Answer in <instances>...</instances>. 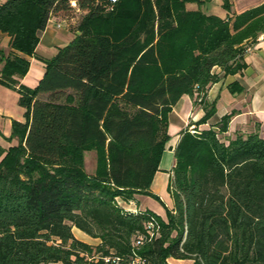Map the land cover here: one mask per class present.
Wrapping results in <instances>:
<instances>
[{
	"label": "trees",
	"instance_id": "1",
	"mask_svg": "<svg viewBox=\"0 0 264 264\" xmlns=\"http://www.w3.org/2000/svg\"><path fill=\"white\" fill-rule=\"evenodd\" d=\"M204 1L75 0L84 13L73 38L40 59L34 87L18 82L27 57L51 15L73 10L70 0L0 4V32L16 53L0 48V85L16 90L24 108V121L11 125L16 145L0 160V264H94L96 254L130 253L153 213L116 199L160 201L149 187L171 108L192 95L205 108L197 125L205 124L215 109L206 92L220 77L213 69L240 72L247 43L264 33V4L225 19L185 7ZM232 115L180 134L173 208L165 221L156 216L159 234L139 249L150 264H264V138L224 140ZM72 227L100 243L76 239Z\"/></svg>",
	"mask_w": 264,
	"mask_h": 264
},
{
	"label": "crops",
	"instance_id": "2",
	"mask_svg": "<svg viewBox=\"0 0 264 264\" xmlns=\"http://www.w3.org/2000/svg\"><path fill=\"white\" fill-rule=\"evenodd\" d=\"M4 0H0V4ZM72 1V0H70ZM224 3L228 6L225 8ZM264 4V0H205L201 5L187 3L188 10H201L205 15H214L225 19L237 14H241L251 8ZM82 15L84 12L69 13L56 12L51 15L45 29L40 34L39 43L34 56L27 57L29 60V70L27 74L18 80L19 84L32 87L28 79L33 78L36 82L42 77L44 64L40 59H49L55 55L57 49L72 40L69 25L63 24L57 28L56 23L60 22L66 15ZM9 37L0 32V48L5 54L15 52L9 48ZM41 50H50L51 56L39 53ZM41 51V52H43ZM18 54V53H17ZM244 68L235 74L221 76V70L215 67L213 71L220 74L219 79L212 83L206 92L205 103L214 105L213 115L205 124L197 125L205 114V108L197 103L195 97L185 94L176 102L168 114L167 134L169 140L161 154L158 170L153 175L149 190L157 196L160 201L153 202V208L140 204V199L148 197L135 194L129 201V210L148 211L162 220H166V211H162L160 204L165 209L172 210L173 200L169 193V185L172 180V169L174 166V148L176 147L180 134L186 130L193 131L209 128L217 124L220 119L228 114H233L226 132L219 135L224 140L232 139L236 134L244 136L257 132L264 138V33L260 34L254 43H247L246 50L242 57ZM1 67V64H0ZM233 83L241 87V92L232 93L229 86ZM37 84V83H36ZM19 95L16 90L4 85H0V160L6 150L16 145V139L11 138L12 121H24V108L18 103ZM74 230L81 233L76 236ZM73 236L91 246H97L99 239L91 238L82 231L72 227ZM86 236V237H85ZM173 263L179 262L171 260Z\"/></svg>",
	"mask_w": 264,
	"mask_h": 264
},
{
	"label": "built area",
	"instance_id": "3",
	"mask_svg": "<svg viewBox=\"0 0 264 264\" xmlns=\"http://www.w3.org/2000/svg\"><path fill=\"white\" fill-rule=\"evenodd\" d=\"M115 1L116 0H108L109 3H114ZM70 6L75 13L79 12L75 0L70 1ZM73 18L74 17L68 18L66 16L55 25L57 28L61 27L63 24L70 25L73 22ZM132 212L137 211L132 210ZM143 227V231L136 234L129 254L125 256L114 254H96L93 257L94 264H150L149 260L139 252V249L145 242L151 241L159 234L160 224L156 216L154 214H150L146 219Z\"/></svg>",
	"mask_w": 264,
	"mask_h": 264
},
{
	"label": "rangeland",
	"instance_id": "4",
	"mask_svg": "<svg viewBox=\"0 0 264 264\" xmlns=\"http://www.w3.org/2000/svg\"><path fill=\"white\" fill-rule=\"evenodd\" d=\"M80 17H81V15H79V14L74 15L73 22L68 27L70 29V33L72 35V38H73V35L75 33L76 26H77V23H78V20ZM76 34H78V33L76 32ZM41 51H43V50L39 49L38 52L44 53V55H47L49 57L51 56L50 50H46V51L44 50L43 52H41ZM28 82L32 87H34L37 83L33 78H29ZM43 97L44 96H42V95L40 96V98H43ZM84 161H85V171L88 174H92L94 172V167H95V155H94V153L93 152L86 153ZM116 202L119 205V207L124 208V209H129V206H128L129 201L125 202L121 199H116ZM153 202H156V201H154L153 199H151L149 197H143L142 199H140V204H143V205H145L147 207H151V208L154 207ZM160 206L162 208L161 210L164 212L166 210L165 207H163L161 204H160ZM153 209H155V208H153ZM156 211H158V210H156ZM74 234L76 236H81V233L77 230H74Z\"/></svg>",
	"mask_w": 264,
	"mask_h": 264
},
{
	"label": "water",
	"instance_id": "5",
	"mask_svg": "<svg viewBox=\"0 0 264 264\" xmlns=\"http://www.w3.org/2000/svg\"><path fill=\"white\" fill-rule=\"evenodd\" d=\"M77 33H79V32H77Z\"/></svg>",
	"mask_w": 264,
	"mask_h": 264
}]
</instances>
